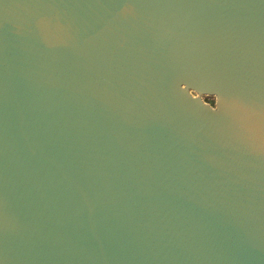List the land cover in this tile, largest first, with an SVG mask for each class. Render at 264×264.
<instances>
[{
  "label": "water",
  "instance_id": "1",
  "mask_svg": "<svg viewBox=\"0 0 264 264\" xmlns=\"http://www.w3.org/2000/svg\"><path fill=\"white\" fill-rule=\"evenodd\" d=\"M0 264H264V0H0Z\"/></svg>",
  "mask_w": 264,
  "mask_h": 264
},
{
  "label": "trees",
  "instance_id": "2",
  "mask_svg": "<svg viewBox=\"0 0 264 264\" xmlns=\"http://www.w3.org/2000/svg\"><path fill=\"white\" fill-rule=\"evenodd\" d=\"M207 101H208V102H214L215 99H214V98H209Z\"/></svg>",
  "mask_w": 264,
  "mask_h": 264
},
{
  "label": "flooded vegetation",
  "instance_id": "3",
  "mask_svg": "<svg viewBox=\"0 0 264 264\" xmlns=\"http://www.w3.org/2000/svg\"><path fill=\"white\" fill-rule=\"evenodd\" d=\"M212 105H215V101L214 102H210Z\"/></svg>",
  "mask_w": 264,
  "mask_h": 264
}]
</instances>
